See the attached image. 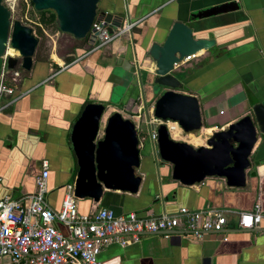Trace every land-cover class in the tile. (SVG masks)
I'll return each instance as SVG.
<instances>
[{"label": "crops", "instance_id": "obj_1", "mask_svg": "<svg viewBox=\"0 0 264 264\" xmlns=\"http://www.w3.org/2000/svg\"><path fill=\"white\" fill-rule=\"evenodd\" d=\"M99 5L121 16L123 23L130 20L136 25L130 35L80 58L74 55L69 64L53 60L57 71L35 64L6 97L4 104L10 100L11 104L0 111V199L31 196L41 164L47 161V202L52 210L60 209L76 171L69 134L86 100L126 105L124 111L106 107L99 138L110 114L119 112L126 118L134 112L136 83L117 87L110 74L127 68L126 64L132 71L133 53L141 61V72H152V63L142 57V51L152 41L162 42L174 20L189 23L195 36L215 39L217 44L177 67L187 85L178 92L199 100L203 125L207 122L204 129L209 128L207 135L247 116L251 105L264 98V0H100ZM214 7H219L218 14L201 17ZM146 161L154 173L152 161ZM170 173L171 167L163 164L162 177L153 174L136 195L104 190L98 204L77 199L78 211L90 215L107 208L118 215H160L175 214L181 208L211 209L225 213L224 230L200 239L178 232L168 238L146 234L127 247L108 246L99 255L101 264H264V160L251 163L244 188H229L220 178L184 187L174 182ZM256 205L262 214L259 224L239 229L237 213L252 211ZM57 227L68 235L64 226ZM0 264L12 262L3 258Z\"/></svg>", "mask_w": 264, "mask_h": 264}, {"label": "water", "instance_id": "obj_2", "mask_svg": "<svg viewBox=\"0 0 264 264\" xmlns=\"http://www.w3.org/2000/svg\"><path fill=\"white\" fill-rule=\"evenodd\" d=\"M30 2L37 13H53L58 30L78 41L88 39L95 18L103 19L109 25L110 34L123 24L121 16L100 7V0ZM218 11L219 7H214L203 12L201 17L216 15ZM87 43L92 44V41ZM37 44L38 39L33 35L32 29L18 21L11 22V12L3 5V0H0V80L4 69L8 72L21 68L30 72ZM216 45L215 39L195 36L189 23L174 20L162 42L152 41L142 51V57L147 58L153 66L152 72L146 73L145 80H142L141 71L136 76L134 68L133 72L130 68H125L114 71L110 81L117 87L136 83L137 89L142 90L146 103L153 101L155 118L176 122L184 135H191L203 129L200 104L196 97L178 92L187 85L185 78L181 79L183 72L177 67L183 65L187 58L198 56ZM7 48L17 51L19 56H7L5 62ZM85 53V50L76 49L75 56L80 58ZM132 56L141 64L135 53ZM120 63L119 59L118 64ZM105 110L103 102L86 104L69 134L76 167L74 197L78 200L88 199L98 204L104 190L136 195L141 186L146 188L148 180L155 176L162 177L159 171L163 164L171 167V179L184 187L201 184L208 178H220L229 188H244L246 172L251 163L264 160V98L256 101L251 114L207 135L205 145L193 146L174 141L166 127L159 126L157 157L147 155L143 159L133 122L123 118L119 112L106 118L99 138ZM145 160L152 161L154 173L149 168V161ZM137 171L141 174H137ZM108 210L115 216L134 213L118 215L112 209ZM135 214L140 218L148 216Z\"/></svg>", "mask_w": 264, "mask_h": 264}, {"label": "built area", "instance_id": "obj_3", "mask_svg": "<svg viewBox=\"0 0 264 264\" xmlns=\"http://www.w3.org/2000/svg\"><path fill=\"white\" fill-rule=\"evenodd\" d=\"M135 25L127 21L110 34L109 25L103 19L95 18L87 39L92 41L89 44L92 46L90 51L99 50L126 34L130 35ZM7 56L5 54V62ZM132 65L134 74L138 76L141 66L135 58ZM19 82L17 69L8 72L3 70L0 80V111L8 103L11 104V100L4 104L3 96H11ZM137 103L129 119L137 131L140 150L144 149V142L148 141L150 154L157 157V130L161 125L166 127L172 140L183 142L170 134V124L177 125L183 133L179 125L155 118L154 103H146L142 90L138 93ZM143 128L146 129V136H142ZM41 167L42 172L35 180L31 196L0 199V260L9 257L12 264H101L99 255L112 244L127 247L138 243L141 236L146 234L168 238L177 232L200 239L207 233L222 232L227 224L224 212L211 209L181 208L175 214L140 218L135 213L115 216L111 210L100 208L93 214L81 215L74 197V182L66 186L61 207L55 211L47 202L48 162L43 161ZM237 218L239 229L254 228L262 218L260 206L256 205L252 211L238 212ZM57 225L64 226L68 235H63Z\"/></svg>", "mask_w": 264, "mask_h": 264}, {"label": "rangeland", "instance_id": "obj_4", "mask_svg": "<svg viewBox=\"0 0 264 264\" xmlns=\"http://www.w3.org/2000/svg\"><path fill=\"white\" fill-rule=\"evenodd\" d=\"M3 5L11 12V22L18 21L21 24L28 26L29 28L32 29L33 35L38 39V44L36 46L33 55V66L37 64V61L42 60L43 62H46L48 66L52 67L53 71H57L56 69L57 64L55 61H53L55 60L54 57L58 56L59 59L62 62H64L65 59L71 55L69 54L71 52L70 51L71 47H76L77 44H80V43H76V41L78 40L73 39L71 36L67 34L61 33L57 28L56 22L49 25H45L41 23L40 14L42 12L41 13L35 12L33 6L30 4V0H3ZM48 16H49V12H46L45 17L48 18ZM91 48H92L91 45L84 44V47L81 48V50H85V52H88L90 51ZM18 56L19 55L17 53V56H13V57H18ZM124 66L130 68L128 64ZM17 70L20 74V80L22 79V77H24V75L27 76L28 74H30V72H26L21 68H17ZM51 72L52 71H49V73ZM146 75L147 74L141 72L142 80L145 79ZM3 101L4 102L6 101L5 96H3ZM125 119H129V116L126 115ZM204 125H207L206 121ZM204 125L201 131L192 133L191 135H186L185 137L188 141H184V140L182 141L191 144L193 146L203 145V143L205 145V142L207 140L206 131L209 130V128L205 130ZM142 136H146L145 128H143L142 130ZM144 146L145 147L141 151V153L142 152L145 153V156L151 155L150 154L151 146L149 142L148 141L144 142Z\"/></svg>", "mask_w": 264, "mask_h": 264}, {"label": "trees", "instance_id": "obj_5", "mask_svg": "<svg viewBox=\"0 0 264 264\" xmlns=\"http://www.w3.org/2000/svg\"><path fill=\"white\" fill-rule=\"evenodd\" d=\"M30 4L32 5L31 2H30ZM45 15H46V12H42L40 14V21H41V23H43L45 25H49V24H52V23L55 22V16H54L53 13L49 12L48 18H46ZM86 41L87 40L76 41V43H80V44H77L76 47H71V49H70L71 52L69 53L71 55L68 58L65 59V61H64L65 64H69V63H71L74 60V55L76 53V49H81L84 46V44L87 43ZM37 64L38 65L39 64H43V65H46L47 66V63L46 62H43L42 60L37 61ZM56 68H57V66H56Z\"/></svg>", "mask_w": 264, "mask_h": 264}, {"label": "bare ground", "instance_id": "obj_6", "mask_svg": "<svg viewBox=\"0 0 264 264\" xmlns=\"http://www.w3.org/2000/svg\"><path fill=\"white\" fill-rule=\"evenodd\" d=\"M6 54L8 56H17V51L15 50H11V49H7ZM56 62L62 63L61 60L58 57H54ZM170 129V134L174 139H182L184 141H188L186 139V135H183V133L179 130V128L177 127V125L175 124H170L169 126ZM211 134V133H210Z\"/></svg>", "mask_w": 264, "mask_h": 264}, {"label": "flooded vegetation", "instance_id": "obj_7", "mask_svg": "<svg viewBox=\"0 0 264 264\" xmlns=\"http://www.w3.org/2000/svg\"><path fill=\"white\" fill-rule=\"evenodd\" d=\"M84 47V46H83ZM82 47V48H83ZM13 57V56H12ZM40 72L42 71V70H39ZM110 76H111V74H110ZM181 90V89H180ZM138 91L139 90H137V94H138ZM179 91V90H178ZM133 92V91H132ZM132 94V96H133V94L134 93H131ZM135 97V96H134ZM134 97H132V98H134ZM116 99L114 98L113 99V103H115L114 101H115ZM88 103H90L89 101H87L86 100V102H85V105L86 104H88ZM133 103V102H132ZM255 104V102L251 105V108H252V106ZM105 105V107H108V105H112L113 107H116L119 111H124V108H126V105H124V106H119V105H115V104H112V102H110V103H108V104H104ZM249 114H251V111H250V113Z\"/></svg>", "mask_w": 264, "mask_h": 264}]
</instances>
